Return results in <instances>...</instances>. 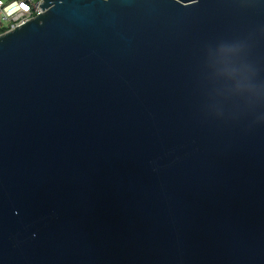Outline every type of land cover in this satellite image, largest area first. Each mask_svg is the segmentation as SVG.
<instances>
[{"label": "water", "instance_id": "obj_1", "mask_svg": "<svg viewBox=\"0 0 264 264\" xmlns=\"http://www.w3.org/2000/svg\"><path fill=\"white\" fill-rule=\"evenodd\" d=\"M0 36V264H264V0H44Z\"/></svg>", "mask_w": 264, "mask_h": 264}, {"label": "built area", "instance_id": "obj_2", "mask_svg": "<svg viewBox=\"0 0 264 264\" xmlns=\"http://www.w3.org/2000/svg\"><path fill=\"white\" fill-rule=\"evenodd\" d=\"M44 0H0V36L43 14Z\"/></svg>", "mask_w": 264, "mask_h": 264}]
</instances>
